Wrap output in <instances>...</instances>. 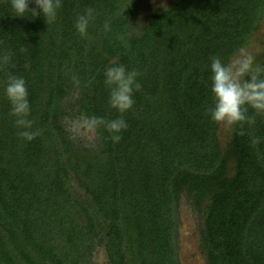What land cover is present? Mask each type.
<instances>
[{"label":"trees","instance_id":"trees-1","mask_svg":"<svg viewBox=\"0 0 264 264\" xmlns=\"http://www.w3.org/2000/svg\"><path fill=\"white\" fill-rule=\"evenodd\" d=\"M28 7L40 11L34 0ZM88 8L94 18L82 38L75 23ZM138 14V0H61L48 23L31 11L16 17L0 0V56L13 53L0 67V264H89L96 242L110 264H180L183 194L202 214L207 264H264V114L249 107L255 123L243 124V136L233 125L222 145L206 113L211 57L229 63L249 44L264 0H171L139 24ZM254 63L264 65V53ZM119 64L140 73L123 114L104 83ZM9 73L25 80L28 118L42 130L31 141L10 115ZM73 88L79 115L125 120L118 143L101 126L97 153L74 147L62 125Z\"/></svg>","mask_w":264,"mask_h":264},{"label":"clouds","instance_id":"clouds-1","mask_svg":"<svg viewBox=\"0 0 264 264\" xmlns=\"http://www.w3.org/2000/svg\"><path fill=\"white\" fill-rule=\"evenodd\" d=\"M11 7L16 17H24V14L31 11L33 16L41 15L47 18L48 23H53L57 17V10L61 6V0H34L37 8L29 9V0H10ZM94 9L88 8L84 14L78 15L75 28L82 38L87 37V28L94 18ZM105 30L108 23L105 22ZM21 53L26 48L19 49ZM13 53L6 52L0 56V67H4L11 61ZM254 56L241 47L237 50L236 58L229 63H224L219 56L211 57V87L210 91L214 98L213 106L206 110L210 118L217 124H223L232 128L233 125H240L238 135H245L243 124L255 123V117L249 116V107L257 114H264V65L255 64ZM30 62L24 67L30 68ZM140 73L136 69L126 70L122 64L108 67L105 72L104 83L110 88L109 105L123 114L132 108L134 104L133 92L140 88L137 77ZM91 81H89L90 83ZM76 86H79V79H74ZM4 94L10 103V115L15 117V125L18 129V136L24 140L31 141L42 134L41 129H33L34 121L29 119L30 105L28 101V90L25 80L14 74H7ZM83 124L92 131L103 126L111 135L110 139L118 143L122 137L119 133L127 129L128 125L123 118L105 120L102 117L91 116L83 121ZM259 143V138H253L252 144Z\"/></svg>","mask_w":264,"mask_h":264},{"label":"rangeland","instance_id":"rangeland-1","mask_svg":"<svg viewBox=\"0 0 264 264\" xmlns=\"http://www.w3.org/2000/svg\"><path fill=\"white\" fill-rule=\"evenodd\" d=\"M171 0H138L139 14L136 23L139 24L144 17L152 13L156 8H166ZM246 51L254 56L255 60L264 53V16L260 22V27L251 37ZM236 58L233 57L230 62ZM254 60V62H255ZM78 89L73 88L64 101L65 116L62 125L74 147L82 151L97 153L100 146V138L97 133L90 131L83 121L86 117L77 113ZM232 128L220 124L218 137L222 145L229 139ZM71 192L74 199L83 203L86 198L84 190L78 185L75 179L71 182ZM178 221L177 245L180 264H207L206 258L200 249V228L202 227V214L194 209L189 197L183 194L180 198L176 212ZM89 264H110L107 258L105 246L97 244L92 247Z\"/></svg>","mask_w":264,"mask_h":264}]
</instances>
